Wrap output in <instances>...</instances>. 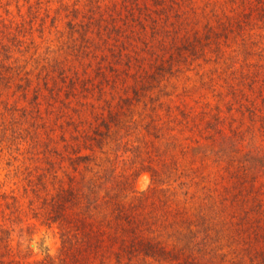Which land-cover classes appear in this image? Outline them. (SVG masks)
Returning a JSON list of instances; mask_svg holds the SVG:
<instances>
[{"label":"rangeland","instance_id":"rangeland-1","mask_svg":"<svg viewBox=\"0 0 264 264\" xmlns=\"http://www.w3.org/2000/svg\"><path fill=\"white\" fill-rule=\"evenodd\" d=\"M33 1V14L29 13L32 7L26 0L0 2V27L10 21H27L26 38L33 39V48L26 56L30 60L26 66L31 70L33 86L44 85V80L51 85L52 78L59 82L60 73L72 76L76 70L85 79V86L80 85L72 96H64L66 105L59 94L53 99L42 96L38 108L49 125V132L47 136L43 134V138L48 139L53 150L57 148L58 154L51 152L46 159L37 148L27 150L28 158L23 166L33 164V182L38 173L47 172L51 190L54 184H58L50 177L55 171L62 175L65 186L72 183L66 176L70 172L76 178L72 184L84 190L94 171L109 168L110 172L98 184L102 198H78L82 202L80 207L72 205L67 211L68 216L77 219V225L59 228L56 223L48 226L43 221L44 199L48 198H40L34 191L31 197L24 195L22 184L26 182L15 178L14 165L0 164V193L10 194L15 190L24 202V220L30 219L33 227L28 230L26 221L15 226L11 254L7 257L14 258L13 263L25 259V256L38 261L49 253L58 263L62 255L68 257L65 252L88 246L83 255L80 253L79 262L71 260L73 264H184L180 261V253L174 261L159 262L150 258L145 262L137 256L133 258L129 253V234L122 237L116 228H110L104 221V218L113 216L112 209L120 200L124 205L139 204L133 211H140L144 218L151 219L142 234L144 238L159 242L168 249L190 244L188 249L195 251L194 256L197 262H203L201 264L222 261L221 256L212 257L210 250L215 248L221 253L232 252L234 259L247 264L251 257L259 258L257 254L264 252V214L260 207V203H264V151L259 154L252 146H249L251 150L243 148L239 136L233 140L230 136L240 130L239 135L253 137L255 144L264 147V73L258 75L252 89L240 83L242 94L229 92L223 80L226 76L221 70L226 66L223 59L228 62L232 55L230 50L242 47L243 39L248 40L247 46L253 44L255 48H247L254 51L249 55L258 61L262 52L264 62V22L255 18L253 23L241 28L231 25L234 17L227 18L222 12L226 9L231 16L232 7L240 6V0L228 3L223 0L171 1L174 8L169 10L167 17L152 13L156 16V23L144 19L146 13L158 12L153 0L104 1L101 12L116 8L114 14L124 28L117 38L111 37L107 41L97 36L91 51L81 61L80 56L71 50L76 42L68 35L65 26L68 18L55 20L53 24L51 15L54 12L48 18L46 5H41L38 12ZM140 6L148 8L147 12ZM236 8L239 12L242 9ZM104 16L97 15L93 21H100ZM141 19L144 25L139 23ZM88 20L87 16L82 19L84 22ZM150 25L152 29L148 28ZM90 28L94 29L93 32L105 33L103 25L94 23ZM209 31L222 40L225 51L221 52L213 43L208 56L198 58L190 67L185 66L186 71L166 83L163 81L161 87L147 90V96L145 93L140 100L134 99V88H141L142 76L153 72L155 63L175 54L176 46L194 40L196 36L203 38ZM53 60L58 62V70L53 67ZM255 68L244 67L243 70L254 73ZM252 78L254 75L250 77L251 81ZM250 80H247L248 84ZM214 87L221 95L215 94ZM43 92L48 94L46 90ZM22 100L30 101L27 97ZM153 103L157 106L149 107ZM239 105L243 109L247 106L256 109V116H253L257 120L249 121V112L244 116ZM110 111L117 116L108 117ZM107 122L111 125L110 134L102 144L98 143L102 147L99 148L95 143L96 134L106 129ZM250 122L252 125L248 126ZM245 141L248 139L242 142ZM139 146L142 148L138 149ZM147 146L150 153L149 149L146 153ZM39 149L43 151V148ZM77 152H94L92 157H96L80 165L81 173L74 171L71 163ZM169 156L183 168V175L172 178L168 184L159 179L153 182V170L164 173ZM238 162L240 168L235 170ZM253 182L260 185L259 189ZM164 191H170V194L165 195ZM86 192L91 194L90 189ZM141 193L147 194L144 201L136 199ZM107 194L109 196L104 197ZM178 219L195 225L194 233L187 232L182 223L180 231L153 232L152 228L163 225L164 221L177 220L174 222L177 226ZM77 226V232L84 230L81 247L73 234ZM86 228L92 229L91 232ZM96 231H102L99 238ZM189 232L191 236L186 237ZM63 234L71 236V242H64L67 237ZM192 234L199 235V239L195 240Z\"/></svg>","mask_w":264,"mask_h":264},{"label":"trees","instance_id":"trees-1","mask_svg":"<svg viewBox=\"0 0 264 264\" xmlns=\"http://www.w3.org/2000/svg\"><path fill=\"white\" fill-rule=\"evenodd\" d=\"M104 1L112 0H35V4H37L36 10L38 12H40L41 5H46V11H49L47 14L48 18L50 17L51 12H54V15H51L53 24L55 20L61 21L65 17L68 18L65 25L68 30V35L76 42L72 46L71 50L75 54L80 56V58L78 59H81V61H83L87 53L91 51V45L94 44L92 42L97 36L102 40L107 41L111 37L117 38V35H120L121 31L124 28L118 23L117 17L114 14V11H117L116 8L103 10V12H101V4ZM126 1L127 0H121V2L123 3H126ZM153 1L157 6V9L155 11L158 12H154L152 10L150 11V14H145L144 19L149 23L150 20L156 23L154 18L156 16L152 13H159V15L162 16L161 18L167 17L169 15V10L174 8L172 3H178L174 2L175 0ZM223 1L224 3H228L229 1L234 0ZM240 1V6L232 7L234 10H231V16L226 12V9L222 12L223 15L227 18L234 17L232 21L234 23H230L231 25H236V27L239 26V28H241L246 24L253 23L255 18L264 22V0ZM33 2V0H26V3L32 7L31 11L29 12L30 14H33ZM213 6H215V3L213 4ZM236 7L240 9L242 7L241 11H236ZM140 8L145 7L140 6ZM145 10L147 12L148 8L143 9V11ZM212 10L213 7L211 6V11ZM234 11L236 12L233 14ZM101 14L105 16L102 18L99 17L101 18V20L94 22V18H97V15ZM85 16L88 17V22L82 21ZM217 19L219 21V17H217ZM42 20H44V17L42 18ZM123 21L125 24V20ZM94 23L95 25H103L105 28V33L103 34L100 31L96 30L95 32H93L94 29L92 30V28L90 27L94 25ZM139 23L144 25V20L141 19ZM26 24V20L17 21L15 23H12V21H10V23H4L3 27H0V164L7 162L9 166L14 165L13 170L14 173L16 172L15 178L17 177L16 179H19V182H26V184H22L24 195H27V197H31L30 194H33L34 191L40 198H48V200L44 199V202L46 204L43 205L45 206V217L43 218V221L46 223V225L51 226L52 224L56 223L59 228H62L64 225H67L68 227H74L77 225V219L71 215L68 216L67 211L72 205L80 207L82 202L81 200L79 201L78 198H91V196L97 199L102 198L99 196L98 184L100 180L107 178L110 171L109 168H105L101 172H93L94 175L90 178L91 182L86 187L87 189H90L91 194H89L86 192L87 189L84 190L82 188L76 187L75 184H72L73 179L75 180L76 178L70 172L66 173V176L69 177L70 181L72 182L68 186H65L63 184L62 175L58 171L50 173V177L52 178V180L58 182V184L56 183L52 186L54 187V189L51 190L52 188L49 189L50 180L48 178L49 174H47V172L38 173L36 179L33 182V164L29 163L26 167L23 166L25 165L26 158H28L27 150H33L37 148L41 154L45 155L46 159L48 158V154H50L51 152H58L57 148L56 150H53L54 147H49L48 139L43 138V134L47 136V133L49 132V125L47 121L44 120L42 112H40V108H38V105L41 103L42 96L52 97L53 99L56 94H59L60 98L63 99L62 103L66 105L67 103L64 100V96H72L74 95L75 91L78 90L80 85L85 86V79L81 78V75L77 70L72 74V76H70L69 74H64L63 72L60 73L59 82H61L62 84H59L56 79L52 78L53 84L51 85L50 82L48 83L46 80H44V85L40 86L38 84L36 86H33L31 70L26 66V62L30 61L26 56H28V53L32 51L33 39L29 38V40L26 38ZM222 24H224L225 26V23ZM148 28L152 29L153 27L152 25H150ZM232 31L233 29L230 32ZM93 33L94 35L92 36ZM243 40L244 43H242V47L237 45L239 47H235L233 48V50H230L232 52V55L230 56V60L228 62L227 60L223 59V62L226 66L223 70H221V73H224L226 76V78H223L224 85L228 87L230 93H236V91H239L238 93L244 94L243 88L239 84H245L252 89L254 83L258 80V75L262 76V73H264V62L262 61L263 53H259L260 58L258 59V61L255 58H252L249 54L253 53V50H255V48H253V44L249 46L246 45V42L248 41L247 39ZM213 43H215V47H217L218 50H220L221 52L225 51L222 47V40L217 38L210 31L206 33L203 38L196 36L194 40H187L182 45L176 46L175 54L171 55L168 58L162 59L161 62L157 64L155 63L153 65V72L142 76L143 80L141 88H134V99H136L137 101L140 100L141 97L145 95V93L147 96V90L149 91L155 86L161 87L163 81H165L166 83L170 80L171 77L179 76L180 72L186 71L185 66L186 68L190 67L198 58L208 56L213 49ZM247 48L253 50H248ZM260 50L262 49L260 48ZM16 53H19V55L17 56ZM52 65L56 70L59 69L57 61L53 60ZM244 67H256L259 70L257 72L255 68V72L250 73L243 70ZM221 73L219 74L220 77ZM204 74L205 73H202V75ZM253 75L254 78H252L251 81L250 77ZM228 77L230 80L228 79ZM218 80L219 79H217V81ZM247 80H250L249 84ZM43 90H46L48 94L44 93ZM214 92L218 96L221 95L216 90V87H214ZM23 97H27L28 100L30 99V101L26 102L22 100ZM33 101L35 106L34 110ZM151 105L155 106L156 104H150L149 107H151ZM240 106L244 116H246V113L249 112V121L257 120V118L253 116H256V109H251L248 106L247 108L245 107V109H243L242 105H239L238 108ZM153 109L156 108L153 107ZM183 113L188 114L185 111ZM204 113L206 114V112ZM210 113L211 111L209 112V114ZM110 116L111 118H113L117 115L116 113L110 111L108 117ZM251 125L252 123L250 122L248 126ZM105 128V130H101L97 132L98 134H96L95 143L99 148L102 147L98 143L102 144L103 140L108 138L111 125L107 122L105 123ZM238 131L240 130H235L233 132V135L231 134L230 138L232 140L239 136V140L243 148L251 150L249 146H252L253 151L256 150L259 154L261 152L263 153L264 147L255 144L253 141L254 139H252L253 137L248 138L244 135H239L242 131ZM50 138H52L51 134ZM245 139H248V142L245 141L243 143L242 141H244ZM39 148H43V151ZM139 148L142 147L139 146L138 149ZM146 149V153H148V149L150 153V148H148V146ZM93 153L81 154L80 152H77L76 154H74L75 157L71 161L74 171L81 173L82 169L79 168L80 165L87 164V161H92L96 158L92 157ZM118 157H116V159H118ZM169 158L170 159L168 160L166 165L167 170H165L164 173L157 169L153 170V182L159 179L163 180L165 184H168L172 178L178 177L183 173V168L178 166L177 160L174 161L170 156ZM50 164L53 167L54 163ZM240 165L241 164H239L238 162L235 170H238V168H240ZM48 170H50V166L48 167ZM162 175H166L164 179L162 178ZM17 183L18 182H15V184ZM253 184L257 185V183L255 182H253ZM259 186L257 185V189H259ZM168 192L170 194V191H164V194L168 195ZM146 195V193H141V196L136 199H139L138 201H144V199H146ZM108 196L109 194L105 195L104 197ZM30 204L33 208V200H31ZM260 205L262 213L264 214V203L261 202ZM125 206H129V208ZM138 206L139 204L124 205L123 202L119 200L115 208L112 209L113 216L104 218V221L107 222V225L110 228H116L120 232L119 235H123L122 237H125L126 234H129L128 237L131 238L129 243L131 246V248L129 249V253L133 255V258L138 257L140 259H143V261L145 262H149L151 259L159 260V262H162L166 259L174 261L180 257V253L182 255V259L180 261L184 264L203 263L197 262V258L194 256L195 251L188 249L190 247V244H187L186 246H178L176 249H168L159 242L157 243L156 241H151L144 238L142 234H144L145 230L149 226L151 219L149 220V218H144L143 216L145 215H143V213H141L140 211L134 212L133 210ZM156 206L157 203L154 205V207ZM25 211L26 209L24 206V202L22 201V198H20L15 193V190H13L10 194H7L6 192L0 193V264H73L71 260H73L74 263L79 262V255H83L88 250V246L74 252H65L64 254L68 255V257L62 255L58 263L55 262V259L49 253L38 261H33L29 257L25 256V259L15 261V263H13L14 258H8L7 256L8 254H11L10 247L13 242V231L15 230V226H18L23 221H26V223H28V230H31V228H33L31 226V222H29L30 219L24 220ZM175 221L177 220H173L172 222L164 221L163 225H158L159 227H153V232H163V234H168L169 232H171V229L180 231V224L182 223L186 226L185 229L187 230V232L190 231L194 233L195 225L193 226V224L191 223L188 224V222L178 219L179 222L176 226L174 225ZM78 229L79 228L77 226L75 230H73V234L77 239L76 241L79 242L77 243L78 247H81V233L84 230L77 232ZM87 230L91 232L92 229ZM96 233H99L97 234V237L99 238V236L102 234V231H96ZM189 233H186L185 236H191V233ZM64 235L65 234H63V236ZM31 236L29 237V239L32 242L33 238ZM192 236L193 238H195V240L199 239V235H197L196 237L192 234ZM65 237L67 238L64 240V242H71V236L66 234ZM83 242L85 244L87 243L86 240ZM85 249L87 250L85 251ZM210 253H212V257L214 259L217 256H221L223 258L221 262V259L216 262L218 264H247L241 259H234L233 256H231L232 252L221 253L215 248L214 251L213 249L210 250ZM257 256L259 257L257 259L255 258L256 256L251 257L250 263L248 264H264V252L258 253Z\"/></svg>","mask_w":264,"mask_h":264}]
</instances>
